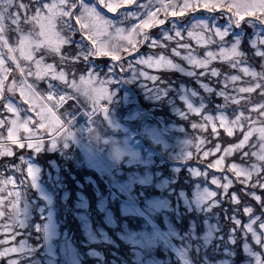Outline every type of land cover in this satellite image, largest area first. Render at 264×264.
<instances>
[{"label": "rangeland", "instance_id": "rangeland-1", "mask_svg": "<svg viewBox=\"0 0 264 264\" xmlns=\"http://www.w3.org/2000/svg\"><path fill=\"white\" fill-rule=\"evenodd\" d=\"M25 2L27 3L28 0H25ZM140 2L147 3V0H140ZM177 2L182 3V0H177ZM105 13L109 17L117 15V13H107L106 9ZM187 15L185 17L170 16L169 21H180L178 27L185 29V31L183 32L184 38L179 42L190 44L193 54L203 59L204 53L208 50L216 51V46L198 45L194 38L187 36V29L191 27V17H187ZM161 18L163 17L161 16ZM248 19L251 18L245 17V20ZM169 21H166L165 25H158L144 30L151 39L158 41V45L150 47L148 41L138 45L137 49L131 52L133 54L132 61L130 59L125 60L124 71L118 67L115 73H110L109 69L112 67L110 64L106 71L100 73L99 68L95 69L93 63L86 64L87 61H83L82 57L81 62H74L77 73L73 69H69L71 59L66 63H60L59 57H47L41 64V72H46V65L51 63L56 68L57 74L61 70L65 71L68 73L67 79L69 81L75 79L77 85L90 94L86 95L84 91L77 92L61 81H55L54 83L58 85H64L65 87L61 86V88L64 90L65 96L67 98L71 97L65 104L66 106L64 105L65 107L62 108V113L72 107L90 115L100 105L106 103L107 106L105 111H99L94 117V129L89 135L90 139L87 144L81 142L67 130L66 133L57 135L55 146H53L52 139L56 134L51 130L45 131L44 129H40L37 133L35 129H32L35 120L29 125L34 133L32 140L26 139L29 134L24 133L21 129L18 136L25 138L21 139V143L27 145L30 142L34 145L42 139L41 147L34 150L35 152L57 153L64 161L71 159V163L76 167L83 168L84 163L88 168H94L99 174L107 176V180H109H106L107 185L114 194H112L109 202L103 200L101 207L96 206L98 213H103L100 223L89 217L87 212L88 200L82 193H77L71 215L80 226L83 240H80L79 243L84 248L77 247L71 241L67 232L60 230V224L63 222L57 219V211L53 205L55 194L61 193L59 199L63 201L69 197V192L62 189L60 166L54 160H50L46 164V180L51 185L49 189L41 180L42 169L34 159L36 156H22L20 162L16 163L15 166L8 167L9 175L6 176L5 173L1 174L0 172V213H3V215H0V241H7V243H0V252H3L5 248L17 249L16 252H9L4 256H0V264L2 262L6 264H105L103 253L107 249L110 254L107 259L109 264H170L172 255H174L177 262L176 257L178 256L182 264H193L188 255L183 254L185 251L183 244L181 242L180 244L176 243L177 229L175 222L178 221L179 217L174 207L176 205L170 204L169 195L175 188L174 184L177 182V177L174 174L166 176L162 170L177 172L181 167H185L193 172L196 168L195 164H205L202 163V159L213 155L214 158L210 163L214 164L216 159L224 157L223 164L220 168H212L208 164L204 166L205 169L226 170L225 173H219L212 178L213 183L221 186L219 183L221 181L224 183L225 189L230 186L232 184L231 174H234V172H231L230 166L233 163H236L237 168L242 170V176L254 177L253 180L255 179L259 172L258 163L262 162L259 157H253L254 163L252 165L235 162L232 157L237 152L242 156L243 151H259L258 133H256V140L254 139L250 144H246L244 149L233 148V151L228 155H225L224 150L215 155L218 152L215 146H220V144L217 143L214 146L207 147V143H210L211 138H216L220 130L227 134V127H233V133L241 129L231 123L235 116L233 118L229 117V109L234 108L236 110L235 114L238 115L241 111L244 112L243 108L246 110L244 113L247 116L255 104L264 103L260 90L253 99L248 101L245 99L249 94H241L235 91L239 87L255 83L252 77L245 75L240 69L249 67L256 72L262 70L261 65L264 64V59L255 55L250 43L264 38V28L260 25L252 27L245 25L244 28L235 30L233 36L227 38L230 42H234V37L240 38L239 48L246 55L239 68H231L227 61L214 60L209 65V70L215 67L221 75L219 77H211L210 75L199 77V73L204 69L194 68L187 61L173 53L172 49L176 47L179 39L175 38V32L169 31V35L174 37L173 40L167 41L164 39L161 29L170 30L172 26ZM134 22L138 23V21ZM220 23H223V21H220ZM131 24L132 22H125L124 26L131 28ZM155 28H158V31ZM9 35L12 40L10 41L9 38L10 45L15 46L16 34L9 32L8 37ZM75 38L79 39V36ZM99 39L110 41L112 44L124 45L127 43L115 37L101 36ZM142 45L145 46L144 50L138 51ZM65 49H71L70 46L64 45L61 48L62 53L68 55ZM178 50L181 56L187 54L185 49ZM3 51L6 52L7 50L3 49ZM75 52H79V50ZM16 55H19V53H16ZM127 55L128 53L121 52V57ZM160 56H164L166 60L178 64V68L175 70L168 67H148L147 64L136 63L137 60L141 58L147 60L148 57H152L153 62H155ZM108 57L111 58V56ZM129 61L132 62L131 69L128 68ZM179 61L183 63L184 68L181 67ZM8 63L11 64V61H8ZM25 63L21 60V64ZM84 64L89 69L94 70V75L89 77L88 72L81 69ZM256 65H259L261 70L257 71ZM133 70L156 76L158 81L156 83L146 79V74L137 76ZM32 71H37L35 64H32ZM179 71L182 74L195 71L197 75L193 80L205 91L206 95L202 96L195 93L192 86L186 85L183 79L180 80L179 78L168 83L172 77L164 79L159 75ZM230 75H237L240 79L235 84L229 81L228 87L224 88V77ZM81 76L84 77L83 81L80 80ZM17 79L19 80V77ZM47 79L49 77H45L44 81L36 80L35 76L27 77L29 84H35V90H37L35 92L39 98L42 96V94L40 95L42 92L39 91L36 84L46 85ZM107 79L113 82L103 85L100 83V81ZM102 87L107 90V98L100 99L97 106L91 96L97 95L98 90ZM220 90L226 91L230 96H236L240 100V104L234 105L229 102L226 108H221L220 105L224 101L218 93ZM212 94L221 98L220 103L215 102L213 112L210 111V103L205 98H209V95L211 97ZM26 95L28 97L27 103L24 102L19 90L11 98L14 104L22 108H28L32 105L33 109L30 114L33 117H36L37 111L46 112L48 108L40 101L41 98L39 99L33 92H27V90ZM136 97L142 100V105ZM230 105H233V108ZM189 106L199 109L202 114H192ZM19 115L21 119L24 118L23 112ZM52 115L54 114L52 113ZM205 115L213 116L214 120L205 123L203 120ZM221 115L227 117L226 126L220 124L218 117ZM252 115L254 116V113ZM15 118L14 113H9L6 108L0 107V120L10 121ZM51 118L50 115L49 119ZM45 123L47 125L48 121H45ZM193 123L205 124V127L203 129H193ZM260 126L259 124L256 125V127ZM213 127H215V132H213ZM197 131L200 132L197 134ZM253 135L255 136V133ZM70 145L77 148L76 151L74 150V157V154H68ZM12 146L20 148L18 144H12L11 141L7 140V129L0 126V155L3 154L5 149H10L13 152ZM206 151L210 152L207 157L203 155ZM20 163L24 164L29 184L25 187L24 192L20 189L22 183H17L15 177V170L20 169ZM28 168L33 170L32 174H29ZM207 174L208 172L204 170L202 176L204 177ZM184 182L188 183L187 180L183 179L182 183ZM150 190L160 191L163 195L149 194ZM32 191L37 199L32 197ZM176 193L180 196L181 204L186 205L188 211L199 207L205 212L210 211L212 201L216 196L214 188L209 187L207 184L200 185L198 183L191 189L190 198L187 197L185 190L176 189ZM110 203L112 205L109 206ZM176 204L178 205V203ZM13 205H15V209ZM113 206L118 210V212L116 211L120 216V218L118 216V219H116L118 214L115 216L116 218L112 216L114 215ZM3 217L5 218L4 221L1 220ZM203 218L200 236L202 243L208 244L209 240L215 235L217 228L210 222L209 216L205 215ZM20 222L22 226H20ZM190 223L192 222L190 221ZM19 227L26 231L25 234L28 237L30 236L29 230L39 233L38 237H34L36 242L32 243L28 239L16 241L13 237L5 235ZM244 227L247 232L246 236L251 241L245 243L244 247L247 251H250L251 248L255 249V254L251 253L253 257L240 264H251L260 261L259 252L264 251V221H255V217H251L244 223ZM109 228L114 237L108 233ZM191 231L194 235V227ZM119 240L123 247L119 245ZM232 240L233 236H229L228 242L230 243ZM222 248H226L222 254L229 251L225 243ZM158 249L163 251L166 257L163 259L157 257L156 251ZM202 264L207 263L205 261ZM209 264H229V260L225 255H221Z\"/></svg>", "mask_w": 264, "mask_h": 264}, {"label": "snow or ice", "instance_id": "snow-or-ice-1", "mask_svg": "<svg viewBox=\"0 0 264 264\" xmlns=\"http://www.w3.org/2000/svg\"><path fill=\"white\" fill-rule=\"evenodd\" d=\"M104 9L107 10V13H117V15L109 17L104 13ZM186 14L191 17V27L187 29V36L194 38L198 45L216 46L217 50L206 51L203 59L193 54L190 44L179 42L184 38L183 32L185 31V29L178 27L180 21H169L170 16L185 17ZM245 17L251 19L245 20ZM134 21H138V23ZM166 21H169L172 27L168 31L161 29L164 39L167 41L174 39L173 36L169 35V31H174L175 38H179L176 47L172 49L173 53L194 68L204 69L199 73V77L206 75L219 77L221 73L217 68L212 67L209 70V65L214 60H220L227 61L233 69L240 67L246 55L239 48L240 38L234 37V42H230L227 38L233 36L235 30L242 29L245 25L249 27L260 25L264 28V0H182V3H178L177 0H147V3H141L140 0H94V2L93 0H28L27 3L25 0H0V107L6 108L7 112L16 115V118L10 121L0 120V126L7 129V140L11 141L12 144H18L20 148L26 146L38 150L41 147L42 139L34 145L30 142L25 145L21 143V139L25 138L18 136L21 129L24 133L29 134L26 137L28 140H32L34 134L32 129H35L37 133L40 129L53 131L56 134L52 139L53 146H55L57 135L67 132L61 123V119L52 115L51 108L46 109L47 114L45 111H37L36 117H33L30 114L33 109L32 105L28 108H22L14 104L11 98L19 90L24 102L27 103L26 90L33 92L35 89V84H29L27 81V77L31 76H35L36 80L39 81H44L45 77H49L46 81L47 99L49 101L52 100L53 96H58L59 101H63L65 98L64 94L57 91L60 85L54 83L55 81H61L77 92L84 91L77 85L75 79L72 81L67 79L68 73L65 71L61 70L57 74L56 68L51 63L46 65V72H41L40 66L47 57H59L60 63H66L70 59L73 62H81L82 57L83 61L90 64L92 63L90 60L92 56H111L113 61H118L121 60V52L130 55L133 50L137 49L138 45L146 41L149 42L150 47L157 46L158 41L151 39L144 30L165 25ZM125 22H132L131 28L125 27ZM9 32L16 34L15 46L9 43ZM76 36H79V39H76ZM101 36L115 37L127 43L124 45L112 44L110 41H101L99 39ZM64 45L70 46L73 50L79 49V52H69L68 49H65V52H68V55H65L61 51ZM250 47L256 56L264 59V38L250 43ZM3 49L7 51L5 52ZM178 49L187 50V54L181 56ZM21 60L26 63L21 64ZM8 61H11V64ZM136 63L147 64L148 67H168L175 70L178 68V64L166 60L164 56H160L155 62H153L152 57H148L147 60L141 58ZM32 64H35L36 72L32 71ZM117 67L121 68L122 71L125 70L123 63L113 64L109 69L110 73H115ZM128 68H132L131 61L128 62ZM261 68L260 72L249 67L240 69L245 75L252 77L255 83L239 87L235 91L241 94H251L259 89L261 98L264 99V64L261 65ZM83 71L88 72L89 77L94 75V70L87 66ZM133 71L137 76L146 74V79L156 83L158 81L156 76ZM17 73H19V80ZM187 74L197 75L195 71H188ZM239 79L240 77L237 75L225 76L224 88L228 87L229 81L235 84ZM9 80L10 83L7 82ZM80 80L83 81L84 77L81 76ZM112 82L109 79L100 81L102 85ZM106 93L107 90L102 87L98 90V94L91 96V98L98 106L100 99L107 98ZM218 93L224 101L220 105L221 108H226L229 102L234 105L240 104V100L236 96H230L224 90H220ZM84 94L90 95L86 91ZM189 108L192 114H202L197 108L191 106ZM94 110L105 111V109L98 108ZM21 112L24 113L23 119L19 115ZM50 115L51 119H49ZM218 119L221 126H226L227 117L225 115L219 116ZM33 120H35L34 124H32ZM203 120L207 123L213 121L214 117L205 115ZM45 121H48L47 125ZM231 123L242 130L243 126L247 124L248 129L242 131L243 138L239 139V143L234 144L233 147L238 150L244 149L249 138L254 133H258L259 151H243L242 157H259L261 161H264V103L255 104L247 116L241 111L235 115V119ZM30 124H32V129L29 127ZM257 124L261 126L256 127ZM204 127L205 124H192L193 129H203ZM226 130L228 136L233 135V127H227ZM213 132H215V127H213ZM215 147L217 151L221 150L219 145ZM232 151V147L224 149L225 155ZM3 154L10 157L13 152L10 149H5ZM203 155L207 157L210 152L206 151ZM20 159H22V155ZM223 162L224 157H221L216 159L214 164H209L212 168H220ZM230 169L237 178L243 177L241 181L244 184L251 182L250 187L264 185V170L256 175L253 180L254 177L242 176V170L237 168L236 163L231 164ZM262 169H264V164H262ZM227 170L229 171V168ZM28 172L32 174L33 170L28 168ZM13 207L15 209V205ZM20 226H22L21 222ZM0 243H7V241H0ZM16 251V248H5L3 252H0V256Z\"/></svg>", "mask_w": 264, "mask_h": 264}, {"label": "trees", "instance_id": "trees-1", "mask_svg": "<svg viewBox=\"0 0 264 264\" xmlns=\"http://www.w3.org/2000/svg\"><path fill=\"white\" fill-rule=\"evenodd\" d=\"M105 11V9L103 10ZM187 17H189L187 15ZM158 29V28H155ZM10 41L11 37L9 35ZM145 46H140L139 50H144ZM71 51H78L79 49L73 50L68 49ZM133 54H128L127 56L121 57V60L113 61L108 56H92L90 57V60H93V66L95 69L99 68V72L103 73L106 71L108 66L111 64H125V60L132 58ZM259 61V59H258ZM180 65L184 68L183 63L181 61ZM86 64H89L88 62ZM81 67V69L84 70L85 66ZM256 64V63H255ZM75 63L70 61L69 62V69H73L75 73H77V69L74 68ZM14 67V66H13ZM118 68V67H117ZM257 71L261 70L259 65H256ZM117 70V69H116ZM17 77H19V74H16ZM164 79L171 78V80L168 81V83L177 80L180 78L183 79V82L186 83L188 86H192L195 93L201 94L202 96H205V91L202 90L200 86L196 84V82L193 80L196 75H188V74H182L179 72H169V74H160ZM169 76V77H168ZM9 83V81H7ZM62 87H65L62 84H59ZM217 86V85H216ZM36 87L39 90H44L46 88L45 84L37 83ZM217 89H219L217 87ZM259 93V89L254 91L252 94H249L246 101L253 99L257 94ZM208 102L210 103L209 108L210 111L213 112L215 107V102L220 103L221 98L215 97L213 94L209 98L205 97ZM138 102L142 105V100L137 98ZM231 108H233V105H230ZM249 109V108H248ZM244 112L245 109L242 108ZM236 110L233 108L232 110L229 109L228 115L230 118H233L236 114ZM242 131H247V125H244L243 130L240 129L239 131H235L232 136H228L223 130L219 131V135L216 138H211L210 143H207V147L214 146L215 144H220V151H218L215 155L220 154L223 152L226 148H234L233 145L239 143V139L243 138ZM200 131H197V134ZM256 140V133L255 136L249 138V142L247 144H250L253 140ZM14 151L12 156H7L4 154L0 155V172L5 173L9 175L10 172L9 166H15L16 163L20 162V156H26V157H33L36 156V160L38 163L42 166V172H41V178L43 181H45V186L50 189L51 185L46 180L47 176L45 174V167L48 161L54 160L57 165H59V172L61 175V182L63 184V188L65 191L69 192V197L66 200H61L60 194H55V201L53 203L56 211H57V219L62 221L63 223L60 224V230L66 231L67 235L71 238V241L75 243L77 247L82 248L83 246L79 243L80 240H83L82 232L80 229L79 224L76 222L75 219L72 217V210L74 208L75 201L77 199V193H82L87 198V212L91 219H96V221H99L101 223V216L103 213H98L96 206L98 205L101 207V204L103 200L105 202H109L111 200V196L113 191L110 189L109 185L106 183V178L101 177L97 175V172L92 169L85 166L83 163V168L76 167L74 164L71 163V159L68 161L62 160L61 156L56 154H53V152H35L33 149H28L26 147L24 148H17V146H12ZM246 147V146H245ZM77 148L73 147L72 145L69 146L68 154H74ZM72 157V156H71ZM72 157V158H73ZM214 158L213 155H210L207 158L202 159V165H196L195 171H190L185 167H181L177 172H172L169 170H162L164 175H176L177 182L174 184L175 188L170 193V199L171 205H176L175 210L178 213V221L175 222V227L177 229V233L179 235V240L184 248L186 255H188L189 259L193 264H202L206 261L207 264L209 262L215 261L218 257L221 255H225V257L229 260V264H240L241 262L250 259L253 257V254H255V249L251 248L250 251H247L244 247L245 243H250L249 237L246 236L247 232L244 227V223L248 220V218L255 217V221H264V185L259 186H252L250 187L249 184H244L241 180V178H237L236 176L232 177V184L230 186H227V188H224V183L219 182L221 186H214L215 183L211 182L210 179L217 175L216 171H212L205 175L204 177L203 172L205 169V165H208L211 160ZM233 160L235 162L244 164V165H252L254 163V158L249 156L247 158H243L239 155V152L233 154ZM79 160L78 158H75ZM72 162H74L72 160ZM262 164H264V161L259 162V172L257 175L264 169H262ZM21 167L19 170H15V177L16 182H20V189L22 192H24L25 187H27V176L25 174V167L24 164H21ZM63 166V167H62ZM160 167V166H159ZM194 172H196L194 174ZM197 174V175H196ZM187 180L188 183H182V180ZM200 185H206L209 184L211 188L215 187L216 190V196L214 197L212 201V207L210 211H203L201 207L199 208H192L191 211H188L186 205L181 204L180 196L176 193V189L185 190L186 195L188 198L191 197V189L194 188L195 184ZM29 190V189H28ZM160 191H153L150 190L149 194L157 195L160 194ZM162 194V193H161ZM32 197L36 198L35 193L32 191ZM178 203V205L176 204ZM112 205V203L109 204V206ZM7 207V206H5ZM118 210L116 207L113 206V217H115L118 213ZM207 215L209 216V220L211 223H213L217 231H215V235L209 240L208 244H203L202 238L200 236V232L202 231L201 226L203 223V217ZM5 216V215H4ZM117 215V218L118 219ZM2 221L5 220L1 219ZM190 221L192 223H190ZM194 227L195 234H192V228ZM30 229V228H29ZM26 231H23L20 227L15 228L13 231H10L6 233L5 235L8 237H13L16 241H20L22 239H28V241H32V243H35L36 240H34V237H38L39 233H36L34 230H29L30 236H26ZM110 235H113V233H109ZM220 235V236H218ZM233 236V240L229 243L228 237ZM245 236V237H244ZM34 240V241H33ZM226 244L228 247V250L225 254L223 250H226V248H222L223 244ZM120 246L123 247V244L120 243ZM253 246V245H252ZM84 248V247H83ZM109 250L107 249L104 251L103 255L105 258V264H109V261L107 260L109 257ZM260 258L264 260V251H260ZM182 254V255H183ZM184 254V255H185ZM2 264H6L5 262H2Z\"/></svg>", "mask_w": 264, "mask_h": 264}, {"label": "built area", "instance_id": "built-area-1", "mask_svg": "<svg viewBox=\"0 0 264 264\" xmlns=\"http://www.w3.org/2000/svg\"><path fill=\"white\" fill-rule=\"evenodd\" d=\"M57 91H59V90L57 89ZM53 99L56 100V101H59V97L58 96H53ZM74 119H75V116H69L68 117V122L70 123V125L74 129L79 131L81 134H84L89 128L88 123L86 121H84V120H80L77 123H73Z\"/></svg>", "mask_w": 264, "mask_h": 264}, {"label": "water", "instance_id": "water-1", "mask_svg": "<svg viewBox=\"0 0 264 264\" xmlns=\"http://www.w3.org/2000/svg\"><path fill=\"white\" fill-rule=\"evenodd\" d=\"M252 264H264V261L253 262Z\"/></svg>", "mask_w": 264, "mask_h": 264}]
</instances>
